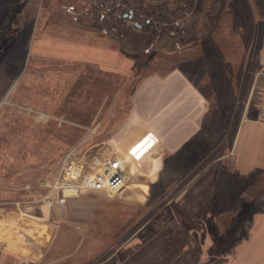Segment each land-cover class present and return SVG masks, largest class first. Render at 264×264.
Here are the masks:
<instances>
[{"label": "rangeland", "instance_id": "obj_1", "mask_svg": "<svg viewBox=\"0 0 264 264\" xmlns=\"http://www.w3.org/2000/svg\"><path fill=\"white\" fill-rule=\"evenodd\" d=\"M258 1L0 0V201L36 204L60 157L86 136L87 149L108 154L110 145L99 144L107 134L97 139L85 119L102 120L109 108L123 113L141 75L180 59L213 102L210 155L231 152L200 169L208 155H172L165 163L154 152L143 155L126 187H149L146 202L127 204L128 215L118 210L126 201L114 203L119 214L112 212L111 222L76 219L93 229L80 248L92 242L116 264L146 231H183L207 234L202 248L207 244L214 260L228 256L221 264L239 251L241 264H249L250 252L264 251V0ZM227 6L231 13L221 14ZM111 58L116 64L103 65ZM99 66L126 75L99 76ZM84 195L93 216L94 202L112 194ZM99 206L104 217L105 204ZM70 234L79 238L76 228Z\"/></svg>", "mask_w": 264, "mask_h": 264}, {"label": "crops", "instance_id": "obj_2", "mask_svg": "<svg viewBox=\"0 0 264 264\" xmlns=\"http://www.w3.org/2000/svg\"><path fill=\"white\" fill-rule=\"evenodd\" d=\"M226 12L231 13L228 6L222 10L221 14L225 15ZM110 49L113 52L118 50ZM113 63L111 58L103 65ZM95 68L96 75L99 76L108 75L112 78L126 75L115 69L113 71L112 68H117L116 66ZM197 77L182 66V60L179 59L173 65L163 60L158 70L141 75L139 82L131 91V107H128L126 111L113 115V110L109 108V115L106 118L95 121V114L94 122L89 119L90 117L85 121H92L90 129L97 139L101 131L104 135L107 134L105 137L100 136L102 140L99 144L110 145L108 154L117 153L135 158L137 152H141L140 158H143V155L145 157L154 152L152 154L162 159V163H165V159L172 155L179 160H197L208 155L203 160L204 163L198 165L200 169L207 162L213 163L223 159L231 150L217 158L211 156L210 160H207L214 150L213 145L216 141L212 133L214 118L208 115L213 109V102L199 85ZM5 100L6 98L3 102ZM86 128L89 129V127ZM149 132L157 139L152 148H147V144L154 140L151 138L149 142L150 137L146 138ZM216 137L219 138V135ZM208 149L211 151L208 152ZM133 165L130 167L131 179L137 174ZM135 185L137 187H124L117 196H113L116 194L112 193L107 195L109 197H103L99 202H94L93 216L89 215L90 212L87 209V205H90L92 201L84 195L86 192L78 197L80 199L74 198L69 201V214L64 216L62 208L55 207L49 218L24 214L18 209L17 203L5 204L0 201V264H108L110 255L102 256V251L94 249V243L91 242L89 249L80 248L85 242L86 233L93 232V229L91 224L76 219L83 218L87 221L88 217L93 221L101 222L104 219L111 222L112 212L117 207L113 204H117L122 199L126 201L122 203L126 204V208L124 210L123 207L118 206V210H123L124 214L128 215V205L130 209H134L135 201L145 203L147 200L144 196L148 195L149 187H140L144 185L141 182ZM48 190L49 187L47 192ZM105 193L108 194V192ZM102 203L105 204L102 208L106 212L104 217L99 216L97 212L100 208L99 204ZM35 207L31 205L27 208L34 211ZM113 213L119 214L117 210ZM106 218L109 219L105 220ZM146 222L147 220L141 225ZM70 228L77 229L79 238L71 239ZM169 229L171 231L175 229V226ZM59 231H61V237L58 236ZM165 231H146L141 234V241L130 247L116 264H221L228 257L222 256L214 260L211 248H207V244L206 248H202L207 243V234L199 237L183 233V231L167 233ZM243 253L245 251L233 254V259H229L226 264H241L245 261ZM263 256L264 251H252L247 259L249 264H261ZM220 258L223 259L221 262H219Z\"/></svg>", "mask_w": 264, "mask_h": 264}, {"label": "built area", "instance_id": "obj_3", "mask_svg": "<svg viewBox=\"0 0 264 264\" xmlns=\"http://www.w3.org/2000/svg\"><path fill=\"white\" fill-rule=\"evenodd\" d=\"M262 90L259 118L264 121V89ZM88 137L81 139L60 157L56 164L54 179L48 185V192L37 200L36 204L33 203L37 209L31 211V209L16 204L22 213L49 218L55 207L66 208L70 199L79 197L87 191L95 190L118 194L126 187L132 175L130 167L136 162L139 163L142 153L137 152L135 158L117 153H92L85 147ZM146 138H149V142L151 138L154 139L152 143L147 144V148H152L157 139L150 132Z\"/></svg>", "mask_w": 264, "mask_h": 264}, {"label": "trees", "instance_id": "obj_4", "mask_svg": "<svg viewBox=\"0 0 264 264\" xmlns=\"http://www.w3.org/2000/svg\"><path fill=\"white\" fill-rule=\"evenodd\" d=\"M258 4L260 5L261 4V2H260V0L258 1ZM136 25V24H135ZM210 158H211V155L207 158V160H210ZM194 174V173H193ZM182 184V183H181ZM181 184H180V187H181Z\"/></svg>", "mask_w": 264, "mask_h": 264}, {"label": "flooded vegetation", "instance_id": "obj_5", "mask_svg": "<svg viewBox=\"0 0 264 264\" xmlns=\"http://www.w3.org/2000/svg\"><path fill=\"white\" fill-rule=\"evenodd\" d=\"M137 25V24H136ZM140 25V24H139Z\"/></svg>", "mask_w": 264, "mask_h": 264}]
</instances>
